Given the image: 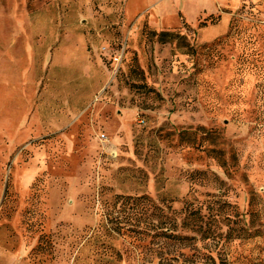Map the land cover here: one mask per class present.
Listing matches in <instances>:
<instances>
[{
	"label": "rangeland",
	"instance_id": "1",
	"mask_svg": "<svg viewBox=\"0 0 264 264\" xmlns=\"http://www.w3.org/2000/svg\"><path fill=\"white\" fill-rule=\"evenodd\" d=\"M0 264H264V0H0Z\"/></svg>",
	"mask_w": 264,
	"mask_h": 264
},
{
	"label": "built area",
	"instance_id": "2",
	"mask_svg": "<svg viewBox=\"0 0 264 264\" xmlns=\"http://www.w3.org/2000/svg\"><path fill=\"white\" fill-rule=\"evenodd\" d=\"M101 138V141L105 142L106 138L104 136H102Z\"/></svg>",
	"mask_w": 264,
	"mask_h": 264
},
{
	"label": "crops",
	"instance_id": "3",
	"mask_svg": "<svg viewBox=\"0 0 264 264\" xmlns=\"http://www.w3.org/2000/svg\"><path fill=\"white\" fill-rule=\"evenodd\" d=\"M199 5H200V4L197 3V6H195L197 11H198V7H199Z\"/></svg>",
	"mask_w": 264,
	"mask_h": 264
}]
</instances>
